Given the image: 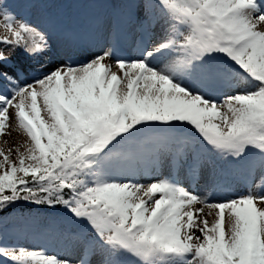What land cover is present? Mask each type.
<instances>
[{"label":"snow or ice","instance_id":"obj_1","mask_svg":"<svg viewBox=\"0 0 264 264\" xmlns=\"http://www.w3.org/2000/svg\"><path fill=\"white\" fill-rule=\"evenodd\" d=\"M74 3L0 0V135L24 137L0 148V213L82 226L63 254L0 243V264H264V0H123L139 55L48 67L44 22ZM217 164L248 189L212 202L184 182Z\"/></svg>","mask_w":264,"mask_h":264},{"label":"rangeland","instance_id":"obj_2","mask_svg":"<svg viewBox=\"0 0 264 264\" xmlns=\"http://www.w3.org/2000/svg\"><path fill=\"white\" fill-rule=\"evenodd\" d=\"M84 4H67L63 7L72 11V19L45 21L44 26L52 32V48L39 58L40 62L51 67L71 57L73 63L82 62L92 52L102 46L114 45L121 54L137 56L145 46L143 30L134 18L126 14L123 0H76ZM33 19H40L34 16ZM118 25L114 29L113 26ZM3 29L0 28V32ZM95 47V48H93ZM22 63L40 65L36 60H23ZM24 137L14 130L0 135V148L5 151L22 144ZM13 159L15 153H13ZM159 171V170H158ZM168 174V169H164ZM150 172H145L142 182H147ZM259 171L252 182L254 191L264 190V181ZM141 179V177H137ZM192 190L202 196L211 197L212 202L223 199L225 194H240L249 187L245 177L217 164L215 171L206 169L200 181L189 182ZM196 207H200L197 205ZM212 219V217H209ZM63 220V221H61ZM82 226L69 224L65 219L54 217L43 211L22 215L16 209L11 211L7 221L0 222V242L8 246H41L51 251L61 252L70 247L67 237L79 231ZM199 235V233H197Z\"/></svg>","mask_w":264,"mask_h":264},{"label":"trees","instance_id":"obj_3","mask_svg":"<svg viewBox=\"0 0 264 264\" xmlns=\"http://www.w3.org/2000/svg\"><path fill=\"white\" fill-rule=\"evenodd\" d=\"M13 209H16L22 215H30V214H35L36 212H39V211H43V212H45L46 214H48L50 216L60 217V218L64 219V217L60 214L59 211L54 212L52 210L47 209L46 207L26 206V205H23V204H18L16 207L11 208L7 212L0 213V222L7 221V218L11 214V211ZM61 221H63V220H61Z\"/></svg>","mask_w":264,"mask_h":264},{"label":"bare ground","instance_id":"obj_4","mask_svg":"<svg viewBox=\"0 0 264 264\" xmlns=\"http://www.w3.org/2000/svg\"><path fill=\"white\" fill-rule=\"evenodd\" d=\"M93 48H95V47H93Z\"/></svg>","mask_w":264,"mask_h":264}]
</instances>
